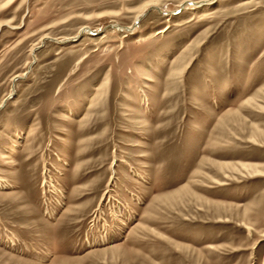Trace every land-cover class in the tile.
Listing matches in <instances>:
<instances>
[{"label": "rangeland", "instance_id": "374dc122", "mask_svg": "<svg viewBox=\"0 0 264 264\" xmlns=\"http://www.w3.org/2000/svg\"><path fill=\"white\" fill-rule=\"evenodd\" d=\"M0 264H264V0H0Z\"/></svg>", "mask_w": 264, "mask_h": 264}, {"label": "bare ground", "instance_id": "6f19581e", "mask_svg": "<svg viewBox=\"0 0 264 264\" xmlns=\"http://www.w3.org/2000/svg\"><path fill=\"white\" fill-rule=\"evenodd\" d=\"M203 1H206V0H203ZM201 2V1H200ZM155 7V6H157L156 5V3H152V4H150L149 5V7L148 8H150V7ZM145 14V12H143V13H141L140 15H138V17L136 18V21H138L139 19H142V17H143V15ZM137 24H139V23H137ZM118 29H122V28H118ZM126 29L128 30V31H132V28L131 27H126ZM84 30H86V31H89V30H91V28H89V27H86V28H84Z\"/></svg>", "mask_w": 264, "mask_h": 264}, {"label": "water", "instance_id": "95a60500", "mask_svg": "<svg viewBox=\"0 0 264 264\" xmlns=\"http://www.w3.org/2000/svg\"><path fill=\"white\" fill-rule=\"evenodd\" d=\"M150 9H152V8H150ZM146 14H147V12L143 15V17H144ZM140 20H141V19H139V20L137 21V23H139ZM43 43H44V41H43ZM42 45H43V44H42Z\"/></svg>", "mask_w": 264, "mask_h": 264}]
</instances>
